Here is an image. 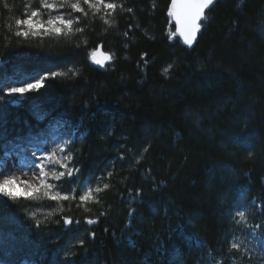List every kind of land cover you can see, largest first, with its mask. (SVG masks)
<instances>
[{
  "label": "trees",
  "instance_id": "trees-1",
  "mask_svg": "<svg viewBox=\"0 0 264 264\" xmlns=\"http://www.w3.org/2000/svg\"><path fill=\"white\" fill-rule=\"evenodd\" d=\"M109 1V21L78 13L69 33L24 36L27 0H0V80L66 73L0 101V154L65 120L82 178L115 159L92 215L71 204L23 231L4 220L23 200L0 199V233L33 245L15 264H261L230 239L240 201L264 234V0H217L193 48L170 0ZM112 45L99 69L92 52Z\"/></svg>",
  "mask_w": 264,
  "mask_h": 264
},
{
  "label": "rangeland",
  "instance_id": "rangeland-1",
  "mask_svg": "<svg viewBox=\"0 0 264 264\" xmlns=\"http://www.w3.org/2000/svg\"><path fill=\"white\" fill-rule=\"evenodd\" d=\"M27 2L28 10L26 18L30 16L33 11H37L39 13L35 18H33L34 23H43L46 28L48 19L57 15H62L65 19L74 20L72 30L77 24L75 16H77L78 13L98 14L109 21L111 20V17L114 15L115 11L122 8L117 6L116 2H112L109 0H103V5L106 6L108 3H113L116 5L115 9H107L106 7L100 5H98L99 10L93 9L88 5H85L83 3V0H80V5L84 8V12H80L78 9H72L71 5L73 3H76L77 0H48V3L56 5L54 9H45L43 7V0H27ZM92 2H97V0H92ZM17 28L19 30V33L22 34L25 30H27L28 26L18 25ZM37 31L38 34L36 35H33L32 32H29V36H39L44 33L59 34L53 33L51 31ZM69 32L71 31H69L67 28H64V30L60 33ZM106 51L111 52L113 58H116V52L113 45L110 46ZM50 72L64 73V70L61 68H54ZM44 74H39L34 77L38 78L40 75ZM32 78L33 77L25 76L22 74H18L17 76L16 74H13L0 80V88H2L3 90L9 86H19L24 81L31 82ZM3 95L7 96L6 92H3ZM25 96H7L5 100H9L12 98L22 99ZM1 123L2 120H0V124ZM74 132V128H71L65 120H58L52 123L50 127L45 129L44 131L35 135H30L28 139L21 141V143H19L18 145H5L4 150L0 154V160H2L9 153L12 154L13 157L18 155V153L22 154L23 157L25 154L32 156L27 159L23 158L22 156L18 157L17 162L20 163L21 161V166H15L14 171L10 169H7L6 171V175H14V173H16V171L19 169H24L28 172V176L26 177L18 176L17 182H15L11 188V190L17 193L16 200H23V202L21 203L20 207H17L19 208L18 211L9 213L4 218L6 223L10 224L12 227L20 228L23 231H26L27 227L31 225H35L38 228L40 226H46L49 221L52 222L62 216L65 213V210H67V205L71 204H75V206L83 209L85 214L87 215H92L94 213L91 208L93 207L92 204L97 201V194L99 192L95 193L96 198L94 200H89L87 202H80L79 200L72 199H69L68 201L62 199L53 201L51 199V196L55 195L57 191H61V193L63 194L70 193L74 189L76 190L77 195H79L86 189V187L89 186L94 189L97 187L103 189L104 185L106 184V179L104 177L108 176L107 173H112L114 171L115 159H107V161L104 163L103 168L99 172H97L95 177H93L92 175L82 178L81 173L79 177H73L71 179V185L68 188H65V178L62 180H56L53 175L54 172L64 170L62 164H50L48 160H43V164L46 167L45 171L49 173L47 182L53 185H59L58 188H54L53 190H51L50 194L48 195L45 194V189H41L39 192H34L31 196H28L26 192L28 186L22 183L23 181L28 180L32 181V183L39 184V180L37 179L39 169L37 166L41 164V157L45 155L46 151L49 153L54 152L55 159L66 162L69 168L74 167L77 148L74 147V139L76 138ZM1 139L3 140L4 136L1 137ZM33 146L36 147V150L31 149V147ZM115 153L119 154L117 157H122V153L120 150L116 149ZM30 160H33V162L30 165H26ZM10 165L14 166V164ZM30 167L31 169H29ZM36 171L38 172V174ZM0 199H4L10 202L13 201L8 197H4L2 194H0ZM239 212H243L244 216H239ZM231 217L232 235L230 239V245L232 247L234 244L237 245V247L234 248L240 250L242 254H247L249 258H252L257 262L264 264V234L259 233L254 226V216L250 207L242 201L238 202V205L231 214ZM42 243L43 240L39 239L37 243L34 244L40 246ZM31 253H33V245L27 244L25 238L24 241H22V239H7L2 233H0V261L2 263L15 264L16 260L20 258V256L30 255Z\"/></svg>",
  "mask_w": 264,
  "mask_h": 264
},
{
  "label": "snow or ice",
  "instance_id": "snow-or-ice-1",
  "mask_svg": "<svg viewBox=\"0 0 264 264\" xmlns=\"http://www.w3.org/2000/svg\"><path fill=\"white\" fill-rule=\"evenodd\" d=\"M85 5L93 9H98V5L104 6L107 9H115L116 5L113 3H108L106 6L103 5V0H97V2H92V0H83ZM213 4V0H172V7L175 10L174 16L178 25V32L180 36L183 37L184 42L187 45H192L197 38L198 33L201 30V17L204 15V10L209 7V5ZM43 7L45 9H54L56 7L55 4L48 3V0H43ZM72 9H78L80 12H84V8L80 5V0H77L76 3L71 5ZM39 13L37 11H33L30 16L26 19L17 20L16 23L18 25H27L28 28L25 30L22 35L28 36L29 32H32L33 35L38 34L37 30H43L45 32L51 31L53 33H60L67 28L69 31H72V27L74 24L73 19H65L62 15L54 16L47 20V27L45 28L43 23L35 22L33 18H35ZM79 19V17H77ZM20 34V33H18ZM92 58L96 63L102 64V60H97L95 57V53H93ZM167 71V70H165ZM59 75H66V73H57V72H47L44 75H40L38 78L33 77L31 82L24 81L19 86H9L6 89L0 90L2 92H6L7 96H25L29 92H38L44 85L48 79L57 77ZM5 100L4 95H0V101ZM42 119V117H40ZM48 160L50 164H62L63 171L54 172V178L56 180H62L64 178L72 179L73 177H79L81 173L80 167H72L69 168L66 162H62L59 159H55L54 152H45V155L41 157V164L37 167L39 168V174L37 179L39 180V184L32 183L31 181L25 180L22 183L28 186L26 189L27 195L31 196L34 192H39L41 189H45V194H50L51 190L54 188H58L59 185H53L47 182L49 173L45 171V165L43 164V160ZM70 159V158H69ZM108 176H111L112 173H107ZM0 176H3V179L0 180V194L4 197H8L11 200L15 201L17 199V193L11 190L12 186L15 182H17L18 177L15 175H6L4 172H0ZM104 188H108V185L105 184ZM101 189L99 187L92 188L86 187V189L77 195L76 190L74 189L70 193H61V191H57L55 195L51 196L53 201L55 200H79L80 202H87L89 200H94L95 193L100 192ZM23 195V194H21ZM239 216L243 217L244 213L239 212ZM79 224V221H76ZM86 224H91L93 221L86 220ZM73 224V220L71 217H65L64 225L65 227L71 226ZM82 243V242H81ZM233 247H237V245H233Z\"/></svg>",
  "mask_w": 264,
  "mask_h": 264
},
{
  "label": "water",
  "instance_id": "water-1",
  "mask_svg": "<svg viewBox=\"0 0 264 264\" xmlns=\"http://www.w3.org/2000/svg\"><path fill=\"white\" fill-rule=\"evenodd\" d=\"M216 1H217V0H213V4H212V5H209V7L206 8V9L204 10V15L201 17V20H200L201 26H202L203 21H204L205 18H206V14H207V12L212 8V6L215 4ZM174 11H175V10H174L173 7H172V0H170L169 6H168V16L171 17V19H172V21H173V23H174V26H175V30H174V31H175V35H176L179 39H181V41H182V42H183L188 48H193V47L195 46L197 40H198L199 34H200L201 30H202V27H201V30H200V32L198 33L197 38H196V40L194 41V43H193L192 45H187V44L184 42L183 37L180 36V34H179L178 30H177V29H178V25H177V22H176L175 16H174V14H173ZM93 53H95V57H96L97 60H102V61H103L102 64H98V63L95 62V60L92 58ZM91 59L93 60V63H94L99 69H102V70L106 69V67H107L108 65L112 64L113 61H114V58H113L112 54H111L110 52H107V51L103 50L101 47L97 48L96 50H94V51L92 52V54H91ZM0 264H4V263L0 262Z\"/></svg>",
  "mask_w": 264,
  "mask_h": 264
},
{
  "label": "bare ground",
  "instance_id": "bare-ground-1",
  "mask_svg": "<svg viewBox=\"0 0 264 264\" xmlns=\"http://www.w3.org/2000/svg\"><path fill=\"white\" fill-rule=\"evenodd\" d=\"M31 149L36 150V147L33 146V147H31ZM20 156H22V154H19V153L15 157H13L12 154H10V153L7 156H5L2 160H0V172H4L6 174L7 169H10V170H13L14 171V167L15 166H21V161H20V163L17 162L18 157H20ZM30 157H32V156L31 155H28V154H25L23 158H26L27 159V158H30ZM32 162H33V160H30L26 165H30ZM10 164H14V166L13 165H10ZM29 169H31V167ZM27 173H28L27 170L19 169V170L16 171V173H14V175H16L17 177L18 176H24V177H26V176H28ZM37 174H38V172H37ZM0 179H3V176H0Z\"/></svg>",
  "mask_w": 264,
  "mask_h": 264
}]
</instances>
